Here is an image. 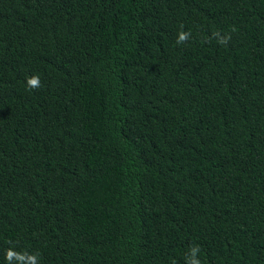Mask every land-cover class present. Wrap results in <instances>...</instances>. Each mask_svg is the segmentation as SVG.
<instances>
[{
    "label": "trees",
    "instance_id": "16d2710c",
    "mask_svg": "<svg viewBox=\"0 0 264 264\" xmlns=\"http://www.w3.org/2000/svg\"><path fill=\"white\" fill-rule=\"evenodd\" d=\"M0 264H264V0H0Z\"/></svg>",
    "mask_w": 264,
    "mask_h": 264
}]
</instances>
